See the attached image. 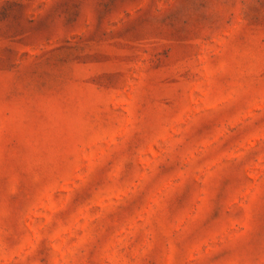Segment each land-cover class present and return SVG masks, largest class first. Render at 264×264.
Masks as SVG:
<instances>
[{
    "label": "rangeland",
    "instance_id": "obj_1",
    "mask_svg": "<svg viewBox=\"0 0 264 264\" xmlns=\"http://www.w3.org/2000/svg\"><path fill=\"white\" fill-rule=\"evenodd\" d=\"M0 264H264V0H0Z\"/></svg>",
    "mask_w": 264,
    "mask_h": 264
}]
</instances>
